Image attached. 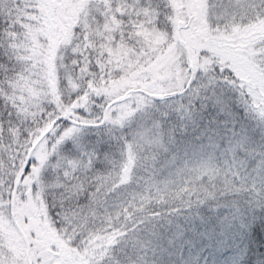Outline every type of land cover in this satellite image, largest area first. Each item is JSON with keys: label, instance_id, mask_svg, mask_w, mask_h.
I'll return each instance as SVG.
<instances>
[{"label": "snow or ice", "instance_id": "1", "mask_svg": "<svg viewBox=\"0 0 264 264\" xmlns=\"http://www.w3.org/2000/svg\"><path fill=\"white\" fill-rule=\"evenodd\" d=\"M264 0H0V264H264Z\"/></svg>", "mask_w": 264, "mask_h": 264}, {"label": "trees", "instance_id": "2", "mask_svg": "<svg viewBox=\"0 0 264 264\" xmlns=\"http://www.w3.org/2000/svg\"><path fill=\"white\" fill-rule=\"evenodd\" d=\"M255 258H264V246L259 248V254Z\"/></svg>", "mask_w": 264, "mask_h": 264}]
</instances>
